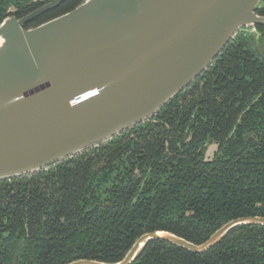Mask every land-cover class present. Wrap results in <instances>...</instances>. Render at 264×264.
I'll return each mask as SVG.
<instances>
[{"label": "trees", "instance_id": "trees-1", "mask_svg": "<svg viewBox=\"0 0 264 264\" xmlns=\"http://www.w3.org/2000/svg\"><path fill=\"white\" fill-rule=\"evenodd\" d=\"M83 1L66 0L23 29ZM45 3L0 0V23ZM261 42L240 29L148 121L46 170L0 180V264L114 263L147 232L201 244L231 220L264 218V63L251 51ZM200 82L202 96L189 99ZM210 143L218 147L206 161ZM131 264H264V226L235 227L202 254L151 241Z\"/></svg>", "mask_w": 264, "mask_h": 264}, {"label": "water", "instance_id": "water-1", "mask_svg": "<svg viewBox=\"0 0 264 264\" xmlns=\"http://www.w3.org/2000/svg\"><path fill=\"white\" fill-rule=\"evenodd\" d=\"M64 1L0 23V180L44 170L149 120L240 29L264 25L256 14L264 0H84L23 29ZM242 225L264 226V218L231 220L201 244L148 233L116 264H130L152 240L202 254Z\"/></svg>", "mask_w": 264, "mask_h": 264}, {"label": "flooded vegetation", "instance_id": "flooded-vegetation-1", "mask_svg": "<svg viewBox=\"0 0 264 264\" xmlns=\"http://www.w3.org/2000/svg\"><path fill=\"white\" fill-rule=\"evenodd\" d=\"M40 1H46V3L44 4V5H46V4H48L49 2H52V1H54V0H40ZM66 1V0H65ZM64 1V2H65ZM63 3V2H62ZM62 3H60V4H62ZM59 4V5H60ZM43 5V6H44ZM58 5V6H59ZM57 7V6H56ZM41 8V7H40ZM52 9H54V8H52ZM75 9V8H74ZM260 10H264V4H261V6H260ZM36 11V10H35ZM49 11V10H48ZM72 11V10H71ZM34 12V11H33ZM66 14V13H65ZM256 14H258V12H257V10H256ZM42 15V14H41ZM258 15H260V16H262V15H264V14H258ZM40 16V15H39ZM35 19V18H34ZM32 21V20H31ZM25 25V24H24ZM23 25V26H24ZM255 27V26H254ZM254 27H249L250 28V31L252 32V33H254L255 34V36H256V38H258L259 36H261V35H264L263 33L261 34V33H257L256 32V30H255V28ZM242 29H248V28H242ZM262 39H263V37H261ZM252 49H254V50H256L255 51V53H254V55L262 62V63H264V43H262L261 42V45H255V46H252V48H251V51H252ZM258 49V50H257ZM253 52V51H252ZM207 71V70H206ZM201 76V75H200ZM199 76V77H200ZM198 77V78H199ZM197 78V79H198ZM195 81V80H194ZM193 81V82H194ZM192 82V83H193ZM191 83V84H192ZM190 84V85H191ZM189 85V86H190ZM188 86V87H189ZM187 87V88H188ZM186 88V89H187ZM202 82H200L199 84H198V87H197V89H191L190 90V93H188L187 95H188V98L189 99H193V98H198V96H202ZM179 103H181L182 102V100L181 99H179V101H178ZM148 121V120H147ZM139 125V124H138ZM123 132V131H122ZM121 133V132H120ZM119 133V134H120ZM119 134H117V135H119ZM117 135H115V136H117ZM115 136H113V137H115ZM112 137V138H113ZM110 140V139H109ZM108 141V140H107ZM107 141H105V142H103V143H100L99 145H101V144H104V143H106ZM99 145H97V146H95V147H98ZM217 147H218V145L216 144V143H210V144H207L206 145V149H205V155H204V159L206 160V161H209L212 157H213V155L215 154V152L217 151ZM92 148H94V147H92ZM92 148H89V149H87V150H85V151H88V150H90V149H92ZM85 151H83V152H85ZM82 152V153H83ZM81 154V153H80ZM77 155H79V154H77ZM77 155H75V156H77ZM75 156H72V157H68V158H66V159H64V160H62V161H60V162H58V163H55V164H53V165H51V166H49V167H47L46 169H48V168H50V167H52V166H54V165H56V164H59V163H62L63 161H65V160H67V159H70V158H73V157H75ZM46 169H44V170H46ZM42 171V170H41ZM28 175V174H27ZM24 176V175H23ZM21 177V176H20ZM136 201V197L132 200V202H131V204H134V202ZM223 226V225H222ZM153 232H166V233H170V232H167V231H160V230H156V231H152V232H147V233H144V234H142L141 236H143V235H145V234H148V233H153ZM170 234H172V233H170ZM172 235H174V234H172ZM141 236H139L134 242H133V244L141 237ZM176 236V235H175ZM152 241H161V240H152ZM149 242H151V241H149ZM148 242V243H149ZM164 242H166V241H164ZM205 242V241H204ZM166 243H168V242H166ZM133 244H132V246H133ZM170 244V243H169ZM172 245V244H171ZM131 246V247H132ZM131 247L129 248V250L125 253V255L122 257V259L126 256V254L130 251V249H131ZM141 251V250H140ZM139 254V253H138ZM138 254L136 255V257L138 256ZM136 257H135V259H136ZM121 259V260H122ZM134 259V260H135ZM80 260H86V261H94V260H89V259H78V260H74V261H71V262H69V263H66V264H70V263H72V262H76V261H80ZM120 260V261H121ZM134 260L131 262V263H133L134 262ZM120 261H117V262H114V263H104V264H116V263H118V262H120ZM96 262H99V261H96ZM101 263H103V262H101ZM130 263V264H131Z\"/></svg>", "mask_w": 264, "mask_h": 264}, {"label": "rangeland", "instance_id": "rangeland-1", "mask_svg": "<svg viewBox=\"0 0 264 264\" xmlns=\"http://www.w3.org/2000/svg\"><path fill=\"white\" fill-rule=\"evenodd\" d=\"M257 50H258V49H257ZM252 51L254 52V51H256V50L252 49Z\"/></svg>", "mask_w": 264, "mask_h": 264}]
</instances>
